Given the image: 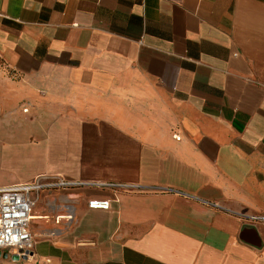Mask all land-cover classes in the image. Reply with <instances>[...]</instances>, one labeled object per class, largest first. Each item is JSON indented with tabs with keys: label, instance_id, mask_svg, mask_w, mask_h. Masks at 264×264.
I'll return each mask as SVG.
<instances>
[{
	"label": "crops",
	"instance_id": "0c3cea01",
	"mask_svg": "<svg viewBox=\"0 0 264 264\" xmlns=\"http://www.w3.org/2000/svg\"><path fill=\"white\" fill-rule=\"evenodd\" d=\"M1 83L0 186H118L36 192L0 264H264V0H0Z\"/></svg>",
	"mask_w": 264,
	"mask_h": 264
},
{
	"label": "built area",
	"instance_id": "2783aa9c",
	"mask_svg": "<svg viewBox=\"0 0 264 264\" xmlns=\"http://www.w3.org/2000/svg\"><path fill=\"white\" fill-rule=\"evenodd\" d=\"M73 185H90L99 188L118 186L115 183L101 181L75 183L51 175H39L31 183L0 186V251H8L19 257L32 255L35 239L30 230V223L36 205L34 194L44 188ZM89 206L108 209L110 200L94 198L90 200ZM251 219L264 223V214L253 215Z\"/></svg>",
	"mask_w": 264,
	"mask_h": 264
},
{
	"label": "water",
	"instance_id": "95a60500",
	"mask_svg": "<svg viewBox=\"0 0 264 264\" xmlns=\"http://www.w3.org/2000/svg\"><path fill=\"white\" fill-rule=\"evenodd\" d=\"M246 236H250V237H252V241H251V243H252L253 245H255V246H260V245L262 244L261 238H260V236H259V234H258V232H257V230H256L255 227H247V228H245V229L243 230V232H242L241 237H242L243 240H247V239H246ZM0 254H1V251H0ZM15 257H16L17 259L20 258V257L17 256V255H15Z\"/></svg>",
	"mask_w": 264,
	"mask_h": 264
},
{
	"label": "rangeland",
	"instance_id": "374dc122",
	"mask_svg": "<svg viewBox=\"0 0 264 264\" xmlns=\"http://www.w3.org/2000/svg\"><path fill=\"white\" fill-rule=\"evenodd\" d=\"M5 89V91H4ZM10 90L8 87H5L4 84H0V97H2L3 95L5 94H9ZM10 107L6 108L5 106L0 108V136L3 135V127H4V124H3V116H4V113L6 112V110H9ZM26 110V109H25ZM0 143H1V140H0ZM2 151V150H1ZM0 151V153H1ZM2 174V172H0V175Z\"/></svg>",
	"mask_w": 264,
	"mask_h": 264
}]
</instances>
